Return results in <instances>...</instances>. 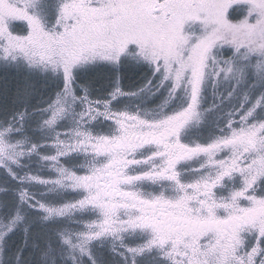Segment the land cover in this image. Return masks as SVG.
I'll return each mask as SVG.
<instances>
[{
	"label": "snow or ice",
	"instance_id": "obj_1",
	"mask_svg": "<svg viewBox=\"0 0 264 264\" xmlns=\"http://www.w3.org/2000/svg\"><path fill=\"white\" fill-rule=\"evenodd\" d=\"M0 264H264V0H0Z\"/></svg>",
	"mask_w": 264,
	"mask_h": 264
}]
</instances>
